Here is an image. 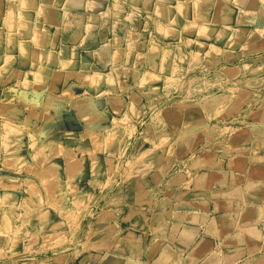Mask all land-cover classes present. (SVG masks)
Segmentation results:
<instances>
[{
    "label": "crops",
    "instance_id": "obj_1",
    "mask_svg": "<svg viewBox=\"0 0 264 264\" xmlns=\"http://www.w3.org/2000/svg\"><path fill=\"white\" fill-rule=\"evenodd\" d=\"M99 3L0 0V264H264V78L254 74L264 33L245 30L249 40L228 53L209 45L200 96L176 101L155 87L160 70L198 67L180 53L181 33L154 17L156 34L177 43L143 56L137 41L98 30ZM103 128L108 150L133 142L141 151L120 176L114 162L90 175L97 205L83 213L84 238H60L43 255L31 239L39 220L19 226L24 198L12 175L61 157L62 136L87 131L91 144ZM78 174H65L62 196L75 206L85 199Z\"/></svg>",
    "mask_w": 264,
    "mask_h": 264
},
{
    "label": "rangeland",
    "instance_id": "obj_2",
    "mask_svg": "<svg viewBox=\"0 0 264 264\" xmlns=\"http://www.w3.org/2000/svg\"><path fill=\"white\" fill-rule=\"evenodd\" d=\"M94 2L103 3V6L92 7L93 10L98 11V23L104 26L98 30L108 33V37L123 33L128 43L137 41L143 46L139 51L143 53V56L150 50L153 51L154 47L158 49L157 52L164 49H168L170 53L173 51L171 46L175 45L173 43H177V40L171 37H159L155 32L158 30V25L153 26L154 17L162 24L166 20L172 22L173 27L181 33L178 45L180 53L183 50L187 54L194 53L195 58L199 59L196 69L176 71L171 75L167 68L160 70L161 78L157 81L158 86L155 87V91L172 97L176 101H189L200 96L201 80L207 73L201 65L202 54L209 45L217 47L218 44H224V49L228 53L232 52L233 47L239 42L244 46L249 40L250 37L244 35L245 30L257 29L259 35L264 33V0H94ZM52 16L56 19L57 12ZM187 16L190 23L182 24L176 20L178 17L186 20ZM71 18L72 22L77 21V18ZM218 30L224 31L220 37L215 35ZM208 32L210 35L207 34ZM138 34L141 36L139 39ZM256 58L258 71L254 74L258 79H262L264 78V53L258 54ZM231 59L226 58L225 64H229ZM147 65L139 66L137 72L142 73L148 70ZM144 122L147 123V120ZM105 130L107 129L103 128L102 135L93 139L91 144L87 131L82 133L81 141L72 134L62 136L64 148L54 153L61 157L47 158L48 162H45V166L43 162H39L38 167L32 166L26 168V172L12 175L13 180L17 179V193L24 198L23 200L19 198L18 202L22 211L25 210L24 215L18 216L19 226L24 227L30 220H39L41 229L36 228L31 232L33 233L31 239L37 245L35 249L41 254L45 255V251H57L59 248L57 241L60 238L68 240L84 238L83 233L89 217L83 213L95 211L97 205L93 202L97 197L98 189L90 185V175L93 177L104 175L107 164L114 162V173L120 176L124 167L121 162L132 160L140 153L141 147L133 145V142H129L130 144L120 142L117 149L108 150L107 148L112 147V140H106ZM130 135L131 138L136 136L132 133ZM74 138H76V145H74ZM75 147H77L76 150ZM32 150V148H23L27 159L32 155ZM36 158L39 161L43 160L40 156ZM58 158L66 160L67 165L64 166V162H57L60 161ZM76 158L80 161L79 163H69V160ZM116 162H118L117 165ZM72 171L79 173L75 180L80 184L79 195L85 196V199L76 203V206L75 203H71L73 200L70 197H62L65 174ZM59 206L62 211L59 210Z\"/></svg>",
    "mask_w": 264,
    "mask_h": 264
}]
</instances>
